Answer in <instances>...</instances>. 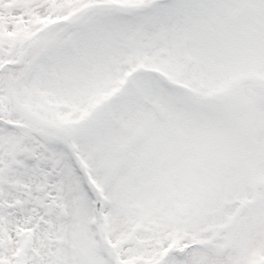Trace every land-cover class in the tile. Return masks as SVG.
I'll return each instance as SVG.
<instances>
[{
  "label": "snow or ice",
  "instance_id": "1",
  "mask_svg": "<svg viewBox=\"0 0 264 264\" xmlns=\"http://www.w3.org/2000/svg\"><path fill=\"white\" fill-rule=\"evenodd\" d=\"M0 264H264V0H0Z\"/></svg>",
  "mask_w": 264,
  "mask_h": 264
}]
</instances>
